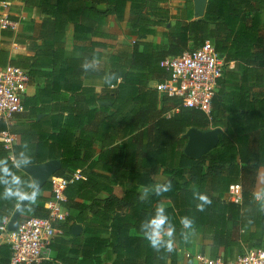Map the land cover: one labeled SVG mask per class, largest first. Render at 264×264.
<instances>
[{
	"label": "trees",
	"instance_id": "trees-1",
	"mask_svg": "<svg viewBox=\"0 0 264 264\" xmlns=\"http://www.w3.org/2000/svg\"><path fill=\"white\" fill-rule=\"evenodd\" d=\"M17 1L23 3L27 17L9 16L21 30L0 29V43L12 39L36 44L31 56L11 59L0 48V67L23 68L29 83L43 78L44 85L23 101L26 118L33 121L28 138L10 150L0 143V159L7 158L11 165L23 148L33 156V164L58 160L61 167L54 176L68 178L79 170L83 178L64 191L68 210L82 213L86 201L105 202L94 213H98V229L107 237L94 235L79 215L82 236L73 235L75 220L67 216L60 225L61 245L53 248L54 259L59 264H178L191 245L192 233L199 237V250L208 246L213 259L219 251L223 257L242 254L249 242L264 248V206L252 195L264 168V0H207L203 17L197 19L192 0L175 7L169 0ZM107 16L123 25L131 45L114 47L106 42L114 38L105 30ZM68 26L73 42L88 44V57L64 56ZM148 36H158L162 42L148 41ZM205 41L225 63L210 118L149 87L150 81L160 83L169 76L161 62ZM46 108H51L50 117ZM18 117L14 115L12 121ZM18 125L0 122V131L16 134ZM190 128H220L217 146L198 159L188 158L183 153V134ZM34 138L37 143L32 148ZM13 170L31 181L22 169ZM168 181L171 191L150 193L141 200L140 188ZM115 185L123 191L119 200L111 194ZM230 185L241 187L239 204L225 197ZM101 190L107 198H96ZM40 191H49L48 182ZM194 193L208 196L211 204L199 211ZM19 201L6 198L0 186V226ZM44 201L35 196L19 219L46 217ZM157 206L165 208L175 227L171 252L153 249L140 230ZM184 216L194 220L195 231L182 229ZM9 260V245L0 242V264H10Z\"/></svg>",
	"mask_w": 264,
	"mask_h": 264
},
{
	"label": "built area",
	"instance_id": "built-area-1",
	"mask_svg": "<svg viewBox=\"0 0 264 264\" xmlns=\"http://www.w3.org/2000/svg\"><path fill=\"white\" fill-rule=\"evenodd\" d=\"M9 2L0 1V29L14 30L17 22L9 19ZM169 76L154 88L159 94L176 98L185 108L196 109L210 118L211 101L221 77L224 61L209 41L200 47L185 52L178 57L166 58L160 64ZM27 71L7 65L0 67V122L9 126L16 114L24 111L23 96L28 86ZM16 137L9 130L0 131V143L10 150ZM79 170L68 178L51 176L48 179L50 198L46 202V217H26L19 219L15 232L6 230L9 218L0 226L2 242L9 245L10 264H38L52 262V243L63 234L60 225L65 221L67 212L65 189L72 181L82 179ZM227 200L234 204L241 201V189L230 185ZM192 258L193 264H264V248L245 247L242 254L210 258L202 253L184 254Z\"/></svg>",
	"mask_w": 264,
	"mask_h": 264
},
{
	"label": "crops",
	"instance_id": "crops-1",
	"mask_svg": "<svg viewBox=\"0 0 264 264\" xmlns=\"http://www.w3.org/2000/svg\"><path fill=\"white\" fill-rule=\"evenodd\" d=\"M7 2H9L8 10H9L10 16L16 17L18 20H22V19H25L27 17L26 13L23 11V3H21V2H19L17 0H9ZM36 20H38V19H36ZM109 26H111V23H109ZM20 30H21L20 24L17 23V25H16V27H15V29L13 31L14 32H20ZM154 38H156V37L148 36L147 40L151 41V42H155V43L162 42V39L160 37L158 38V40H153ZM63 43H64V56L66 58H85V57H88V55L90 54V49L88 48V46L85 48V45H88L87 43H75V42H73V40H72V27L71 26H68L66 28L65 36H64V39H63ZM34 44H36V43L29 42V41H26L25 43H15L12 39H4L0 43V48L5 49L8 52V54H9L8 55V59H11L15 55L31 56L33 54V49L32 48H33ZM78 47H81V48H84V49H78ZM7 65H9V64H7ZM7 65H5V66H7ZM85 83H88V82H85ZM154 84H155V82L150 81L149 82V87L153 88ZM43 85H44L43 78H35L32 81V83L28 82V86L26 88V91H25V94L23 96V100L22 101H24V99L32 97L35 94V91L37 89L41 88ZM95 85H96L95 91L97 93H99L100 90H101V87L99 86L98 83H96ZM48 104H50V103H48ZM28 109H31V108H28ZM36 109H40V108H36ZM50 109L51 108H46V110H47L46 112H49ZM24 110H25V108H24ZM27 112L28 111H27V108H26L25 111H23L22 113L19 114L20 117L14 119L10 123V124H12V123L19 124L18 126H16V129L18 130V133H16V134L12 133L16 137V140H15L14 144H19V142L23 141L22 139H27L28 138V136H27L28 125L30 123H32L33 121L32 120L30 121L28 118H26ZM50 116H51V111H50V113H48V117H50ZM40 117H41V115H38V118H40ZM20 133H23V137L22 138L20 136ZM48 133H51V131H48ZM36 143H37V140L34 138L30 142L29 145H30V147L33 148L36 145ZM96 150H98V147H96ZM45 162H47V161H45ZM32 165H34V164H32ZM47 182H48V180H47ZM263 186H264V168L260 169V175L258 174V176L256 178L254 191H257V190L263 188ZM111 189H112L111 190V194L117 200H119L123 196V191H122V189L119 186L115 185ZM240 189H241V187H240ZM139 193H140V196H142V194H143V189L142 188L139 189ZM226 195H227V193H226ZM226 195H225V197H226ZM38 196H40L41 198L45 199V201L43 202V205H44V207L46 209V202L50 198V192L49 191H42V192L39 191L38 192ZM107 197H108V193L105 190L99 191L98 195L96 196V198H99V199H104V198H107ZM259 202L261 203L262 206H264V200H260ZM104 204H105V202H103V201H100L99 204L96 203L95 205L92 204V203H89V201H86V209L84 210V212L81 213L80 211L75 210V209L68 210L67 208H65V203H64L63 207H64L65 211L67 212V216H72L73 219L75 220L74 223H71V224H74L72 226L71 233L73 235L82 236V234H81L82 233V224H81L82 222L78 223L79 222L78 215H79V218H81L85 224L89 225V229L92 231V233L94 235H96L98 237H102V238L107 237V234H105V233L103 234L102 231L98 229V224L96 223L97 219H98V213H94L95 210H100L101 211V209L103 208ZM124 212H125V209L122 210V213H124ZM67 216H66V218H67ZM75 226L79 227V230L76 231V233H73V227H75ZM61 236L55 238L53 243H52L53 261L51 263H53V264H59L54 259L55 252L53 251V248L55 250L56 246L61 245L59 243V238ZM0 242H2V236L1 235H0ZM190 244H191L190 247L188 249H185L182 252V255H181V258H180V261L178 262V264H193L194 263L192 258H185L184 257V254L186 252L191 254V255H194L196 253H202V254H204L206 256H209V247L208 246H205L202 251L199 250V237H198V235L196 233H192L191 234ZM245 247H256V246H254L252 242H249L248 244L243 246V249ZM226 256H230V254H227ZM218 257H223L222 251L218 252Z\"/></svg>",
	"mask_w": 264,
	"mask_h": 264
},
{
	"label": "clouds",
	"instance_id": "clouds-1",
	"mask_svg": "<svg viewBox=\"0 0 264 264\" xmlns=\"http://www.w3.org/2000/svg\"><path fill=\"white\" fill-rule=\"evenodd\" d=\"M26 146L25 144L23 147ZM33 163V156L26 153L23 148L16 152L11 165L7 158L0 159V186L3 187V194L6 198L25 200L38 195V185L35 180L26 181L13 170L28 168ZM171 189V181L147 186L143 189L141 200L147 198L150 193L159 196L171 191ZM252 195L257 201L264 200V188L254 191ZM194 198L199 201L197 204L199 211H203L206 205L211 204L209 197L204 194L194 193ZM180 224L182 225V229L195 231L194 220L188 216L182 217ZM140 230L150 246L156 251H159L161 247H164L168 252L173 250L171 238L175 232V227L171 224L170 218L163 206H157L155 214L141 222Z\"/></svg>",
	"mask_w": 264,
	"mask_h": 264
},
{
	"label": "water",
	"instance_id": "water-1",
	"mask_svg": "<svg viewBox=\"0 0 264 264\" xmlns=\"http://www.w3.org/2000/svg\"><path fill=\"white\" fill-rule=\"evenodd\" d=\"M207 0H192L193 17L201 18L204 15L205 5ZM102 104V102H100ZM220 128H214L207 131L197 130L195 128L188 129L183 137L186 143L183 147V153L190 159H198L207 154L210 150L214 149L219 142V135L221 134ZM61 165L58 160H49L40 164H34L28 168H21L30 178L35 180L38 185V192L42 189L49 177L53 176ZM31 199L20 200L9 217L6 225L8 232H15L19 222V218L23 210ZM79 230V227H73V233Z\"/></svg>",
	"mask_w": 264,
	"mask_h": 264
},
{
	"label": "rangeland",
	"instance_id": "rangeland-1",
	"mask_svg": "<svg viewBox=\"0 0 264 264\" xmlns=\"http://www.w3.org/2000/svg\"><path fill=\"white\" fill-rule=\"evenodd\" d=\"M178 4H182V0H169V5L172 7H175ZM107 16L106 17V24H105V30L113 34L114 38L106 40L108 44H112L114 47H127L131 45L132 41L129 36L125 33V28L122 24L116 22L113 17ZM109 23H111V26H109ZM158 36L154 38L153 40H158ZM162 39V38H161ZM88 45H85V48ZM89 48V46H88ZM78 49H84L81 47H78ZM90 49V48H89ZM89 51V50H88ZM158 179H162L161 177H158Z\"/></svg>",
	"mask_w": 264,
	"mask_h": 264
}]
</instances>
